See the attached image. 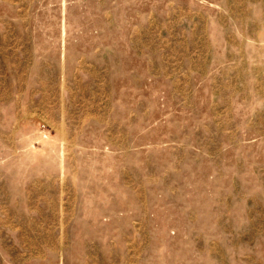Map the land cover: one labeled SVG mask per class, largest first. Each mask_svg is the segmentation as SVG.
<instances>
[{"label":"rangeland","instance_id":"obj_1","mask_svg":"<svg viewBox=\"0 0 264 264\" xmlns=\"http://www.w3.org/2000/svg\"><path fill=\"white\" fill-rule=\"evenodd\" d=\"M0 264H264V0H0Z\"/></svg>","mask_w":264,"mask_h":264}]
</instances>
